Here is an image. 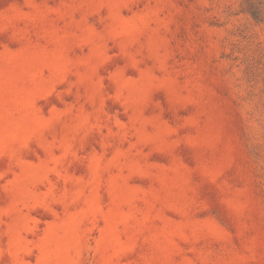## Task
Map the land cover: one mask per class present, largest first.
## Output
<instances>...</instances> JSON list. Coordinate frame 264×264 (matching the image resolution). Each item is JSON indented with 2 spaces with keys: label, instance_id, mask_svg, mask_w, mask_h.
I'll list each match as a JSON object with an SVG mask.
<instances>
[{
  "label": "rangeland",
  "instance_id": "rangeland-1",
  "mask_svg": "<svg viewBox=\"0 0 264 264\" xmlns=\"http://www.w3.org/2000/svg\"><path fill=\"white\" fill-rule=\"evenodd\" d=\"M0 264H264V0H0Z\"/></svg>",
  "mask_w": 264,
  "mask_h": 264
}]
</instances>
